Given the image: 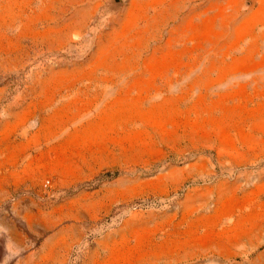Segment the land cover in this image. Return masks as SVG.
<instances>
[{"label": "rangeland", "instance_id": "374dc122", "mask_svg": "<svg viewBox=\"0 0 264 264\" xmlns=\"http://www.w3.org/2000/svg\"><path fill=\"white\" fill-rule=\"evenodd\" d=\"M0 264H264V0H0Z\"/></svg>", "mask_w": 264, "mask_h": 264}]
</instances>
